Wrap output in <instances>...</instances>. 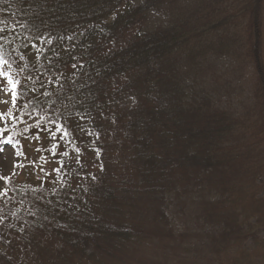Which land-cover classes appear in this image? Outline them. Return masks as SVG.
Masks as SVG:
<instances>
[{"label":"trees","instance_id":"1","mask_svg":"<svg viewBox=\"0 0 264 264\" xmlns=\"http://www.w3.org/2000/svg\"><path fill=\"white\" fill-rule=\"evenodd\" d=\"M237 56L261 117L264 0H0L27 161L0 196V264H134L140 249L214 264L257 241L264 119L218 97Z\"/></svg>","mask_w":264,"mask_h":264},{"label":"rangeland","instance_id":"2","mask_svg":"<svg viewBox=\"0 0 264 264\" xmlns=\"http://www.w3.org/2000/svg\"><path fill=\"white\" fill-rule=\"evenodd\" d=\"M242 61L243 60L237 56V64H227V62L221 63V67L218 68L221 78L217 79V83L223 82L225 78H229L230 83L227 82L226 86L221 88L220 92L218 93V97L221 98V105L224 108L236 113L237 116L242 117L244 120L245 118L257 120L259 113L258 110H256V107H261V105H258V102H256V99H254V96L259 93L256 79L257 76L253 74V68L251 65H249L250 63H245L244 66H241L242 64L239 62ZM4 68L8 70L5 65ZM233 70L234 73H231L230 71ZM228 90L230 91V94L226 96L225 93ZM0 99L8 101V104L3 106V108L0 110H3L4 112H11L13 106L11 101V93L0 96ZM260 116L263 117L262 119L259 117V119L262 121L264 119V114L261 113ZM29 123L30 122L27 124ZM16 124H18V121L14 114L5 115L3 119H0V176L7 177L10 180L19 178L21 176L20 174L22 173V169H24V165L27 162L26 155L21 149V146L14 139L11 140L10 138V131ZM258 126H260V124L256 125L255 123V129H257ZM8 140L12 141L10 145L5 143ZM24 148H26L25 145ZM53 182L58 183L57 180H53ZM76 183H78V181L73 179L72 185L74 186ZM0 190L7 191L6 181L0 180ZM183 216L184 215L181 216L180 223H184ZM249 220L252 224H254V219L250 218ZM183 227L184 225L179 224L176 226L177 231L182 230ZM184 230L185 229H183V231ZM257 234L259 237L257 241L248 240L245 243L242 242L240 246L228 249L227 253L222 255V261H215L214 264H264V230L262 231L257 229ZM133 255L139 261H145L144 264H150L149 260L156 256L151 249H140L138 253ZM171 256H173V254H171ZM176 256L180 258L179 264H193L194 262L192 255L188 256V253L185 250H179V254H176ZM166 259H168L169 264H175L176 262L172 260L168 253H166ZM139 261L133 260V263L141 264ZM205 263L207 262L204 258L199 259L198 264Z\"/></svg>","mask_w":264,"mask_h":264},{"label":"snow or ice","instance_id":"3","mask_svg":"<svg viewBox=\"0 0 264 264\" xmlns=\"http://www.w3.org/2000/svg\"><path fill=\"white\" fill-rule=\"evenodd\" d=\"M7 64H8L7 60H3L2 58H0V96H3L7 93H11V101L15 105V103L17 102L18 97H19L18 89L20 88L21 84H20L19 80H16L11 75V73H9L4 68V65H7ZM72 67L76 68L77 65L73 64ZM49 83H52V81L50 80ZM62 86L63 85H61V87ZM42 87H43V85H42ZM7 104H8L7 100L0 99V109H2L3 106H6ZM11 114L12 113L10 111L4 112L3 110H0V119H3L5 115H11ZM81 118H83V117H81ZM53 123H55V122L53 121ZM57 131L62 133L61 139H66L71 135L64 125H57ZM52 135H53V138H55V133H52ZM5 143L10 145L12 143V141L8 140ZM55 148H56V145L53 146V149H52L53 154H55ZM37 151H40V150L38 149ZM76 151H77V153H79L78 148L76 149ZM63 155H68V153L64 152ZM61 166H63V165H61ZM41 170H43V169H41ZM54 171L59 172V169H54ZM8 179L9 178H7V177L0 176V180L7 181ZM0 195H7V191L6 190H0Z\"/></svg>","mask_w":264,"mask_h":264}]
</instances>
